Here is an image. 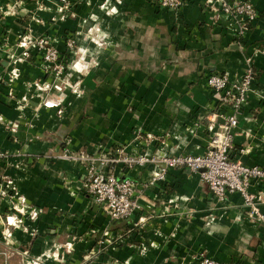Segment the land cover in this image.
<instances>
[{
    "label": "crops",
    "instance_id": "obj_1",
    "mask_svg": "<svg viewBox=\"0 0 264 264\" xmlns=\"http://www.w3.org/2000/svg\"><path fill=\"white\" fill-rule=\"evenodd\" d=\"M209 1L218 0H185L175 14L149 0H84L62 20L57 0H0V150L8 157L0 167L13 202L23 198L37 212L34 220L19 215L0 198V264H200L203 254L221 264H264V227L248 217L240 194L220 204L199 174L170 170L143 193L140 211L112 222L84 192V167L59 158L66 149L95 155L121 146L204 154L206 117L217 108L207 78L240 77L251 60L253 91L232 157L264 168V0H249L260 17L240 39L214 23ZM14 4L16 14H7ZM29 30L64 55L75 36L80 53L70 62L87 51L77 66L84 70L73 68L64 86L67 76L55 78L37 52L11 59L9 52L22 57L18 37ZM44 84L62 90H39ZM152 171L118 175L142 184ZM251 191L264 193V183ZM10 217L23 222L11 227Z\"/></svg>",
    "mask_w": 264,
    "mask_h": 264
},
{
    "label": "built area",
    "instance_id": "obj_2",
    "mask_svg": "<svg viewBox=\"0 0 264 264\" xmlns=\"http://www.w3.org/2000/svg\"><path fill=\"white\" fill-rule=\"evenodd\" d=\"M153 5L158 6L168 12L178 14L185 5V0H149ZM59 3L60 19L69 6V0H57ZM15 4L9 6L7 14H16ZM213 13L215 24H222L225 30L231 33L234 39H240L249 32L254 24L259 20L260 14L257 8L249 0H218L209 1L206 7ZM17 46L22 49V57L9 52L11 59L21 61L22 58H28L30 53L37 52L41 55L46 64V70L57 71L55 78L58 80L67 76L62 85H69L70 76L74 74V69L79 72L84 69L78 68V62L86 64V52L79 56L78 62H70L64 65L61 59L60 51L54 45L53 40L47 36H36L32 30L29 33L20 35ZM74 40L69 39L67 49L72 50ZM74 57L80 53L71 51ZM66 66L68 72L62 74ZM74 68V69H73ZM16 78V71H14ZM255 72L251 60L246 61L243 75L235 79L230 78L228 74L212 73L207 78V86L211 89L215 100L217 101L216 111L206 117L209 122L208 131L210 133V142L207 151L202 155L178 154L168 156L161 152V149L155 154L128 152L123 146L112 150L102 151L95 155L84 152H72L66 149L59 156L60 159L78 164L84 167V192L89 196L95 205L109 218L110 221L127 220L134 216L136 212L142 209L141 197L144 192L158 184L166 182L170 170H184L190 173L199 174L201 182L204 183L213 194L214 199L225 204L230 195L240 194L244 200V206L247 209L248 217L264 227V214L260 206L264 204V193L254 194L251 189L253 186L264 183V168L259 166H248L232 157L234 149V140L239 126V117L243 108L248 103L249 96L253 91V82ZM39 90L47 91L51 88L62 90L59 84H44L38 86ZM76 93V91H75ZM46 106H52L49 103ZM203 118L191 128L193 132L200 126ZM141 133V131H140ZM141 135L136 140L141 141ZM148 140H156L153 136H147ZM159 141V138H158ZM161 144H165L160 140ZM7 153L0 150V163L7 160ZM148 166L153 167L151 179L142 184H138L134 179L122 177L118 172L125 169L136 170ZM11 181L0 167V198L3 201H12L10 195ZM14 211L19 215L29 214L31 219H35L37 212L28 209L26 201L20 198L17 203H12ZM143 218L140 223H143ZM23 221L18 218H7V224L11 227H17ZM108 233H105L107 236ZM103 240L101 244H105ZM70 247V246H69ZM27 258L28 252H19ZM27 264H29L27 262ZM200 264H221L206 254L201 255Z\"/></svg>",
    "mask_w": 264,
    "mask_h": 264
},
{
    "label": "rangeland",
    "instance_id": "obj_3",
    "mask_svg": "<svg viewBox=\"0 0 264 264\" xmlns=\"http://www.w3.org/2000/svg\"><path fill=\"white\" fill-rule=\"evenodd\" d=\"M84 4H86V3H84V0H69V6L66 7V12L63 14V19H65V17L67 15L75 14L77 12L78 8L82 7V5H84ZM102 9H104L106 11V8L103 7ZM91 36H92V34H90V37ZM48 38H50V37H48ZM69 39L74 40L75 44L73 45L72 50L67 49V53L65 55L60 52L61 59H62V61H64V63H63L64 65H68V64L70 65L71 64L70 60L72 57H74V54H72L71 51H73V52L77 51L75 36L69 37L68 40ZM90 39H93V37H91ZM68 40H67V42H68ZM91 42H94V41L92 40ZM86 54H87V52H86ZM61 71H63L62 74H64V75L68 72L66 66ZM53 75H57V71L53 72Z\"/></svg>",
    "mask_w": 264,
    "mask_h": 264
}]
</instances>
